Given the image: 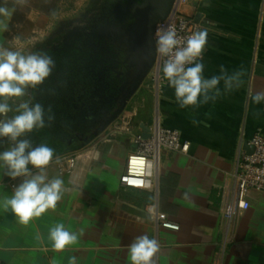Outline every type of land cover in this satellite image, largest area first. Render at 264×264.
<instances>
[{"label":"crops","instance_id":"0c3cea01","mask_svg":"<svg viewBox=\"0 0 264 264\" xmlns=\"http://www.w3.org/2000/svg\"><path fill=\"white\" fill-rule=\"evenodd\" d=\"M0 6L16 9L9 30L0 33L5 48L26 53L31 33L53 27L40 8L29 10L16 0H0ZM181 12L193 20L199 14L198 24L208 32L205 78L219 75L221 65L229 75L243 66V85L214 104L185 109L167 81L158 90H140L104 132L49 164L48 179L62 178L65 188L54 211L22 225L10 211L0 210V264H69L73 256L76 264H131L128 245L145 234L160 244L155 264H264V192L249 191V208L230 223L223 215L235 194L244 142L264 136V102L250 99L264 91V0H191ZM220 88L223 92V81ZM156 116L180 132L189 151L163 150L150 189L123 187L126 161L137 150L134 137L142 134V123L150 129ZM8 147L7 138H0V151ZM69 156L76 158L75 167L61 172L59 163ZM22 179H10L0 169V199ZM160 214L179 230L163 228ZM56 223L78 236L62 252L54 251L49 239Z\"/></svg>","mask_w":264,"mask_h":264},{"label":"clouds","instance_id":"9594fccd","mask_svg":"<svg viewBox=\"0 0 264 264\" xmlns=\"http://www.w3.org/2000/svg\"><path fill=\"white\" fill-rule=\"evenodd\" d=\"M26 4L27 0H16ZM15 8L0 6V33L9 30ZM55 16V13L52 14ZM157 56L163 59V79L174 90L176 102L181 109L213 104L222 95L239 89L243 83V66L231 75L221 65V73L205 78V65L202 62L208 45L207 30H198L184 37L178 35L172 26L159 27L155 33ZM56 66L54 58L47 52L11 50L0 46V138H7L9 147L0 151V169L10 179L23 178L14 186L12 194L0 199V210L10 211L22 225H28L49 210H55L64 194V180L60 177L48 179L46 169L55 158V149L46 143L33 146L26 137L28 134L44 129L45 107L33 102L34 97L24 99L29 90H36L51 75ZM223 81V92L220 85ZM253 104L264 102V91L250 94ZM9 101H19L13 108ZM51 112V107L47 109ZM9 113H14L9 116ZM257 117L259 113H255ZM54 119L49 116L48 120ZM193 123H197L193 121ZM39 170L33 174L29 168ZM188 199V193L184 194ZM52 249L64 251L78 241L76 233L69 231L63 223H56L49 230ZM160 244L155 237L137 236L128 245L131 264H155ZM77 258L70 257L69 264H76ZM56 264V261H53Z\"/></svg>","mask_w":264,"mask_h":264},{"label":"flooded vegetation","instance_id":"af4514ba","mask_svg":"<svg viewBox=\"0 0 264 264\" xmlns=\"http://www.w3.org/2000/svg\"><path fill=\"white\" fill-rule=\"evenodd\" d=\"M90 1L87 25L68 32L53 50L64 61L67 88L76 94L60 104L51 121L53 136L69 151L85 146L100 134L105 121L118 113L140 74L131 66L134 52L129 27L133 18L125 6L141 1Z\"/></svg>","mask_w":264,"mask_h":264},{"label":"built area","instance_id":"2783aa9c","mask_svg":"<svg viewBox=\"0 0 264 264\" xmlns=\"http://www.w3.org/2000/svg\"><path fill=\"white\" fill-rule=\"evenodd\" d=\"M190 1L175 0L170 14L164 21L158 23L157 28L172 26L178 35L184 37L194 31L202 30L191 17L181 12V7ZM163 59L165 58L157 56L154 64V81L158 87L166 81L163 79L162 73ZM134 141L137 150L128 157L125 172L120 177L121 186L134 189H150L153 186L154 172L160 164L163 150L188 153L190 147L188 142L182 140L178 130L164 127L159 117H155L152 122L149 138L137 134ZM249 145L254 148V152L248 154L245 149H241L237 158L235 194L223 209L224 219L227 223L249 208L250 204L247 200L249 191L264 192V136H254ZM75 164L76 158L69 156L59 163V167L61 172L71 173ZM158 218L163 228L179 230V225L168 221L164 214L158 215Z\"/></svg>","mask_w":264,"mask_h":264},{"label":"water","instance_id":"95a60500","mask_svg":"<svg viewBox=\"0 0 264 264\" xmlns=\"http://www.w3.org/2000/svg\"><path fill=\"white\" fill-rule=\"evenodd\" d=\"M141 3H133L125 6L127 14L133 18V22L129 27L130 43L134 57L131 60V66L138 68L140 74L136 77V82L132 88V92L128 94L123 102L120 110L116 115L105 121L101 127L100 133L113 122L118 120L125 112L128 102L140 92V90L147 88L144 85L147 73L153 68L156 59V44L155 31L158 23L164 21L170 14L175 0H140ZM198 14L195 17V22L198 23ZM142 135L144 138L150 137V129L144 123L140 125ZM26 138V137H22ZM38 146V145H35ZM244 149L248 154L254 152V148L249 145L248 141L244 142Z\"/></svg>","mask_w":264,"mask_h":264},{"label":"rangeland","instance_id":"374dc122","mask_svg":"<svg viewBox=\"0 0 264 264\" xmlns=\"http://www.w3.org/2000/svg\"><path fill=\"white\" fill-rule=\"evenodd\" d=\"M90 4V0H27L24 7L29 10H35L36 8L45 10L46 14L50 15V23H52L51 25H53V27L52 29L48 28L47 30L39 29L34 33H31L28 41V47L25 50L26 53L32 51H42L47 52L49 55L54 57L53 50L55 45H57L56 43H60L62 39H65L68 32L72 30H79L87 25L89 19V11L87 7ZM51 13H55V16L51 15ZM58 65L59 64L56 62L52 75L36 90H29L28 96L24 99L34 97L33 102H39V100L43 99L45 87L50 86L56 80L59 81L60 76H62L65 72L64 68ZM144 85L146 87H151L152 90L159 89L154 81V66L148 79L145 80ZM18 102L19 101H16L12 105L13 108Z\"/></svg>","mask_w":264,"mask_h":264},{"label":"trees","instance_id":"16d2710c","mask_svg":"<svg viewBox=\"0 0 264 264\" xmlns=\"http://www.w3.org/2000/svg\"><path fill=\"white\" fill-rule=\"evenodd\" d=\"M54 60L57 62L62 68H64V71L66 70L65 64L63 59L57 54L53 53ZM58 65V66H59ZM66 72L62 76H60L59 81L56 80L54 83H52L50 86L45 87L44 90V97L43 99L39 100L40 103H42L45 107V122L46 127L44 129L34 131L33 133L29 134L30 140L33 144L39 145L41 143H46L48 146L55 149V156L63 155L65 153L70 152L65 148V143H63L61 140L56 139L52 133V123L48 120L49 116L55 115V113L58 111V108L60 104L65 100L69 99L70 97H75L76 94L72 93L71 90L67 88V82H66ZM73 85H70V88ZM51 107V112H48V107Z\"/></svg>","mask_w":264,"mask_h":264}]
</instances>
